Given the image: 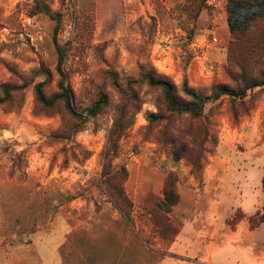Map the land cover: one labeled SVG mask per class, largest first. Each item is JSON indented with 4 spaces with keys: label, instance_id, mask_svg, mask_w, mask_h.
Here are the masks:
<instances>
[{
    "label": "rangeland",
    "instance_id": "rangeland-1",
    "mask_svg": "<svg viewBox=\"0 0 264 264\" xmlns=\"http://www.w3.org/2000/svg\"><path fill=\"white\" fill-rule=\"evenodd\" d=\"M44 1L61 15L58 41L66 47L76 107L90 106L101 89L110 103L70 138L53 137L69 118L61 104L41 110L34 87L46 80L47 95L57 90L56 20L36 11V0H0V93L4 83L31 81L23 98L0 105V264H163L171 240L160 237L149 210L171 170L182 199L170 217L179 229L183 209L210 207L213 191L223 195L217 207L226 214L233 199L252 204L263 195L264 202V87L244 100L224 95L207 104L210 137L195 149L202 158L193 168L188 158L174 160L165 135L191 126L199 135V120L167 112L161 91L142 80L149 71L165 76L180 96L185 79L203 93L236 86L228 74L229 0ZM254 10L235 7L232 20L241 23ZM43 66L52 71L48 80L38 75ZM130 84L137 110L116 140L112 164L128 170L124 188L134 201L135 229L110 202L102 178L115 116L125 105L134 111ZM159 105L167 119L150 123L147 113ZM205 176L212 183L201 188ZM240 215L236 210L231 222Z\"/></svg>",
    "mask_w": 264,
    "mask_h": 264
},
{
    "label": "trees",
    "instance_id": "trees-1",
    "mask_svg": "<svg viewBox=\"0 0 264 264\" xmlns=\"http://www.w3.org/2000/svg\"><path fill=\"white\" fill-rule=\"evenodd\" d=\"M229 4V27L232 37L229 46L228 74L236 83V86L217 84L212 87L211 93H203L191 86L188 80L185 79L181 88L184 96H180L178 86L169 78L152 71L142 75V80L150 87L161 91L163 107L167 112L199 120V127L202 129L199 135L193 130L194 126H191L189 131L181 132L176 130L165 135L173 146L174 160L179 161L184 157L188 158L193 168L201 166L202 158L201 155H193L195 149L203 148L210 137V129L206 124L205 109L207 104L219 100L224 95H228L235 100H244L250 90L264 87V0H229ZM35 5L36 11L45 12L56 20L53 39L58 54L56 65L58 74L57 90L53 95L49 96L45 90L46 80L36 82L34 87L36 103L44 112H48L60 104L63 106L69 120L65 121L57 133L52 134V136L70 138L82 129L83 123L87 119L97 117L103 112L110 103V96L104 89H101L97 99L90 106L83 110L76 107L75 94L71 87L67 70L64 67L66 47L58 41V33L62 21L61 15L58 12H53L44 0H36ZM242 5L255 8L256 10L246 17L243 22L236 23L232 20L234 9ZM38 75H44L48 80L52 75V71L43 66L39 69ZM22 80V83L7 82L1 86L0 105L15 98L24 97V90L31 81ZM114 84L118 87L117 82H114ZM129 90L131 93L129 95L131 99L130 105L134 108V111L129 110L128 105H125L119 108L115 116L114 127L109 136V144L104 152L102 178L108 189L107 193L110 202L119 211L121 217L125 219L126 224L135 229L133 221L134 201L124 188L128 170L125 166L115 168L112 164V160L118 152L116 140L133 124L132 117L137 110V105L135 104L139 100V96L132 84H130ZM163 107L159 105L158 112H148L147 120L150 123L166 120V114L161 112ZM18 154L19 158L15 161V165L21 170L26 165V156L24 151H20ZM178 181V173L171 170L165 178L162 196L152 199V207L149 210L153 226L163 239L169 238L173 240L180 231L170 217L174 206L181 201V193L177 187ZM199 183L200 185L202 184V179H200ZM243 216L241 213L236 221ZM256 217H258V220ZM263 220L264 212L262 211H258L250 217L252 227H256Z\"/></svg>",
    "mask_w": 264,
    "mask_h": 264
},
{
    "label": "crops",
    "instance_id": "crops-1",
    "mask_svg": "<svg viewBox=\"0 0 264 264\" xmlns=\"http://www.w3.org/2000/svg\"><path fill=\"white\" fill-rule=\"evenodd\" d=\"M211 183V178L205 176L201 188ZM205 196L204 191L197 194L195 204ZM221 198L222 194L213 191L207 199L210 207L200 209L195 205L183 209L181 217L184 222L178 235L166 249H162L166 254L163 264H264V220L256 227L250 222L251 216L258 211L264 212L263 195L252 204L245 197L238 201L233 199L234 204L231 203V211L227 214L217 207ZM236 210L244 216L232 223Z\"/></svg>",
    "mask_w": 264,
    "mask_h": 264
},
{
    "label": "built area",
    "instance_id": "built-area-1",
    "mask_svg": "<svg viewBox=\"0 0 264 264\" xmlns=\"http://www.w3.org/2000/svg\"><path fill=\"white\" fill-rule=\"evenodd\" d=\"M216 39V38H215ZM205 264H214V263H205Z\"/></svg>",
    "mask_w": 264,
    "mask_h": 264
}]
</instances>
